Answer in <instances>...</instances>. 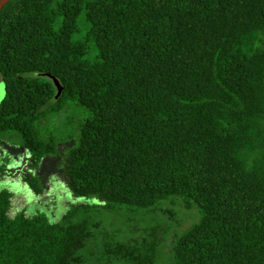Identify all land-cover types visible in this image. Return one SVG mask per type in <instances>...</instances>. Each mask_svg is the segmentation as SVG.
I'll return each instance as SVG.
<instances>
[{
	"label": "trees",
	"instance_id": "trees-1",
	"mask_svg": "<svg viewBox=\"0 0 264 264\" xmlns=\"http://www.w3.org/2000/svg\"><path fill=\"white\" fill-rule=\"evenodd\" d=\"M0 80V138H20L31 199L59 152L40 121L84 113L62 160L84 200L52 221L10 215L0 188V264H157L167 224L122 238L93 215L171 198L199 213L172 264H264V0H7Z\"/></svg>",
	"mask_w": 264,
	"mask_h": 264
},
{
	"label": "rangeland",
	"instance_id": "rangeland-1",
	"mask_svg": "<svg viewBox=\"0 0 264 264\" xmlns=\"http://www.w3.org/2000/svg\"><path fill=\"white\" fill-rule=\"evenodd\" d=\"M4 94V82L0 80V101ZM81 111L75 104L69 103L62 110L52 113L40 121L42 133L45 136L51 133L58 140L59 152L56 155L45 156L36 170L44 189L42 199L48 201L31 199L34 194L21 187L24 185V181L19 179L17 174L26 166V151L21 147L20 138L9 135L0 138V166L15 173L7 180H0V188H7L13 192L9 209L10 215L24 209L27 214L42 213L53 221L61 216L68 203L84 200L75 198L62 180V160L69 146L74 143L78 123L84 117V113ZM18 179L19 182L14 181ZM162 208L166 211H163ZM198 217L199 213L195 207L187 208L179 199L175 198L163 201L159 208L150 212H133L128 209L113 212L102 210L93 215L94 220L102 219L106 228L118 229L122 238L137 234L133 231L134 226H137L139 233H142L150 223L167 224L170 230L159 248L157 264H172L170 249L174 235L188 227Z\"/></svg>",
	"mask_w": 264,
	"mask_h": 264
},
{
	"label": "water",
	"instance_id": "water-1",
	"mask_svg": "<svg viewBox=\"0 0 264 264\" xmlns=\"http://www.w3.org/2000/svg\"><path fill=\"white\" fill-rule=\"evenodd\" d=\"M6 1L7 0H0V6ZM54 82H55L56 86L58 87V92H60L61 86L59 85V83H58V81L56 79H54Z\"/></svg>",
	"mask_w": 264,
	"mask_h": 264
},
{
	"label": "flooded vegetation",
	"instance_id": "flooded-vegetation-1",
	"mask_svg": "<svg viewBox=\"0 0 264 264\" xmlns=\"http://www.w3.org/2000/svg\"><path fill=\"white\" fill-rule=\"evenodd\" d=\"M42 198H36V200H41Z\"/></svg>",
	"mask_w": 264,
	"mask_h": 264
}]
</instances>
